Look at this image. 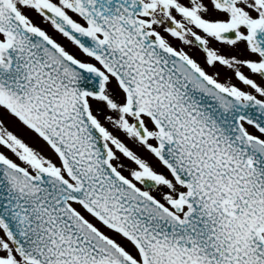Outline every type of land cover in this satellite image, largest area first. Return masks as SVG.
<instances>
[{
  "label": "snow or ice",
  "instance_id": "snow-or-ice-1",
  "mask_svg": "<svg viewBox=\"0 0 264 264\" xmlns=\"http://www.w3.org/2000/svg\"><path fill=\"white\" fill-rule=\"evenodd\" d=\"M0 264H264V0H0Z\"/></svg>",
  "mask_w": 264,
  "mask_h": 264
}]
</instances>
